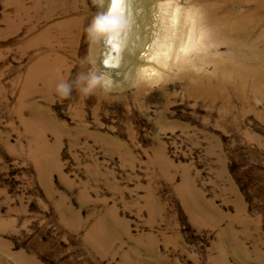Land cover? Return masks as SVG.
<instances>
[{
	"label": "rangeland",
	"instance_id": "obj_1",
	"mask_svg": "<svg viewBox=\"0 0 264 264\" xmlns=\"http://www.w3.org/2000/svg\"><path fill=\"white\" fill-rule=\"evenodd\" d=\"M173 2L162 36L190 48L116 86L86 31L107 0H0V264H264V82L243 73L264 72V0ZM90 72L108 87L57 95Z\"/></svg>",
	"mask_w": 264,
	"mask_h": 264
},
{
	"label": "bare ground",
	"instance_id": "obj_2",
	"mask_svg": "<svg viewBox=\"0 0 264 264\" xmlns=\"http://www.w3.org/2000/svg\"><path fill=\"white\" fill-rule=\"evenodd\" d=\"M201 2H204L203 6H200L204 12H212L217 7L219 8L211 0H201ZM180 13V6L174 4L173 0H107L101 20L105 23L102 29L104 51L100 64L103 69L109 71L122 70V68L128 70L126 72L122 71L123 73L120 76L115 77L114 85L118 86V82L124 78L126 82L131 79L135 82L150 81L151 78L153 79L159 74L157 69L159 64L169 65L168 58L172 55L171 51H177L176 54L181 55L180 47L183 50L190 48L192 43L190 41L192 39L191 34L187 41H183L182 38L178 43L174 42L173 39L170 40V38L162 36V34L168 35L171 33L173 38V35L178 33L176 22L180 18ZM139 18L142 19L138 21ZM239 25L244 26V24H217V28L219 31L228 33L233 27ZM153 29L159 32H152ZM63 34L69 38L71 30ZM178 35L180 34L178 33ZM94 39L91 46V55L92 60L96 62L98 59V34L94 36ZM60 68V62L54 68H46L45 65L43 71L34 74L31 81L35 83L39 78L47 77L51 72L57 76ZM243 73L255 78L257 83L264 82V72L261 70L259 72ZM238 75L239 78L241 77L240 80L245 82L242 79L245 76L240 71H238ZM181 77L187 81L185 89L190 98H208L213 95L216 86L213 88L215 83L210 76H200L199 74L187 72ZM35 109L37 108L35 107ZM40 118V114L34 117L36 121Z\"/></svg>",
	"mask_w": 264,
	"mask_h": 264
},
{
	"label": "clouds",
	"instance_id": "obj_3",
	"mask_svg": "<svg viewBox=\"0 0 264 264\" xmlns=\"http://www.w3.org/2000/svg\"><path fill=\"white\" fill-rule=\"evenodd\" d=\"M104 23V21L97 19L89 25V28L86 31L90 39L95 36L98 31L103 29ZM74 86L78 87L79 91L85 94L91 93L97 86H103L105 88L108 87L102 76L90 72L87 75L78 74L76 79L71 82L62 81L58 83L56 85V93L61 97L67 98L71 96Z\"/></svg>",
	"mask_w": 264,
	"mask_h": 264
}]
</instances>
